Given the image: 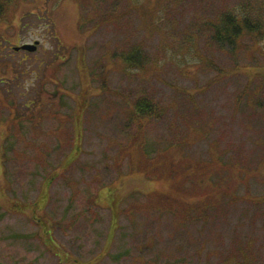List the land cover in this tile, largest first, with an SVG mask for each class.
Wrapping results in <instances>:
<instances>
[{
    "label": "rangeland",
    "instance_id": "rangeland-1",
    "mask_svg": "<svg viewBox=\"0 0 264 264\" xmlns=\"http://www.w3.org/2000/svg\"><path fill=\"white\" fill-rule=\"evenodd\" d=\"M228 10L263 31L218 44ZM263 76L264 0H11L0 264H264Z\"/></svg>",
    "mask_w": 264,
    "mask_h": 264
},
{
    "label": "trees",
    "instance_id": "trees-1",
    "mask_svg": "<svg viewBox=\"0 0 264 264\" xmlns=\"http://www.w3.org/2000/svg\"><path fill=\"white\" fill-rule=\"evenodd\" d=\"M11 0H0V20H2L8 12V4ZM206 28L212 33L213 39L222 46H235L237 41L245 34L261 33L263 24L260 20L251 17L250 14L235 10L223 12L220 17L215 20L208 21ZM120 58L129 66L143 68L149 61L141 48H136L127 55H120ZM264 80V76H263ZM134 109L137 114L136 118H150L157 112V105L153 99L149 97H140L134 103ZM235 164L242 165L235 160ZM201 181V180H200ZM218 184H222L218 181ZM224 195L221 193V198ZM227 198H231L227 195Z\"/></svg>",
    "mask_w": 264,
    "mask_h": 264
},
{
    "label": "water",
    "instance_id": "water-1",
    "mask_svg": "<svg viewBox=\"0 0 264 264\" xmlns=\"http://www.w3.org/2000/svg\"><path fill=\"white\" fill-rule=\"evenodd\" d=\"M37 43H38V42H36V43H34V44H32V43H26V44H23V45L21 46V48H23V49H27V50H35V49H36V46H37Z\"/></svg>",
    "mask_w": 264,
    "mask_h": 264
}]
</instances>
